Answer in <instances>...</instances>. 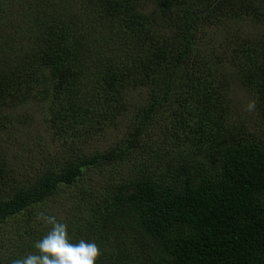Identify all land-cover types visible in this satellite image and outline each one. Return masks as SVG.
<instances>
[{"label": "trees", "instance_id": "16d2710c", "mask_svg": "<svg viewBox=\"0 0 264 264\" xmlns=\"http://www.w3.org/2000/svg\"><path fill=\"white\" fill-rule=\"evenodd\" d=\"M43 216L98 264H264V0H0V264Z\"/></svg>", "mask_w": 264, "mask_h": 264}, {"label": "clouds", "instance_id": "9594fccd", "mask_svg": "<svg viewBox=\"0 0 264 264\" xmlns=\"http://www.w3.org/2000/svg\"><path fill=\"white\" fill-rule=\"evenodd\" d=\"M51 229L33 244L34 251L12 264H98L102 255L95 241L70 238L67 224L53 216H43Z\"/></svg>", "mask_w": 264, "mask_h": 264}, {"label": "rangeland", "instance_id": "374dc122", "mask_svg": "<svg viewBox=\"0 0 264 264\" xmlns=\"http://www.w3.org/2000/svg\"><path fill=\"white\" fill-rule=\"evenodd\" d=\"M246 99V98H245ZM29 111L33 112V114L35 115V118L36 120L34 121V125H31V128L30 129H25L23 130V135L20 134V136H18V134H15L13 137H12V142L13 144L15 145V149H11L10 151V154L12 156H15L17 155V152H21V154H27V153H30L33 155L34 159L36 161H39V163L41 164H45V156L43 154V151L42 149L39 147V140L38 137H44L45 139L49 140L51 138H53V134H51L50 132H53L50 128V125L47 123V118L43 120V117H42V110L41 109H32L30 108ZM19 140L20 141H23L21 144H25L28 143V148L26 151H22L20 148H19ZM41 142V141H40ZM50 144L49 146L47 147V152L49 151V148H50ZM40 151L42 153H40ZM35 153V154H33ZM19 155V154H18ZM38 163V164H39ZM38 164H34L36 165L37 167H39Z\"/></svg>", "mask_w": 264, "mask_h": 264}]
</instances>
